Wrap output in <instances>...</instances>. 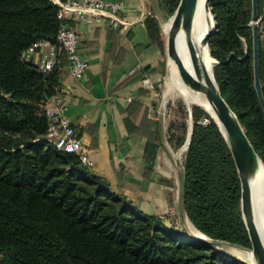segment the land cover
I'll return each mask as SVG.
<instances>
[{"label": "trees", "instance_id": "1", "mask_svg": "<svg viewBox=\"0 0 264 264\" xmlns=\"http://www.w3.org/2000/svg\"><path fill=\"white\" fill-rule=\"evenodd\" d=\"M178 0H162L173 14ZM215 31L208 40L213 75L264 163V110L254 86L252 0H210ZM54 0H0V264H246L136 213L75 154L44 140L43 105L61 83L21 52L55 42ZM167 11V12H168ZM258 69L264 98V0H257ZM159 40V26L148 19ZM151 144L147 145V147ZM148 150V148H147ZM241 183L214 121L193 124L184 162L182 203L209 238L251 249L240 208ZM193 240V239H192Z\"/></svg>", "mask_w": 264, "mask_h": 264}, {"label": "crops", "instance_id": "2", "mask_svg": "<svg viewBox=\"0 0 264 264\" xmlns=\"http://www.w3.org/2000/svg\"><path fill=\"white\" fill-rule=\"evenodd\" d=\"M123 1L124 25L69 21L80 36L78 49L88 68L76 79L66 55L62 59L66 114L87 151L90 173L139 212L164 224L178 223L179 177L165 146V120L156 95L164 77L163 12L157 0ZM149 18L157 21L159 40ZM147 76L155 90L143 86Z\"/></svg>", "mask_w": 264, "mask_h": 264}, {"label": "built area", "instance_id": "3", "mask_svg": "<svg viewBox=\"0 0 264 264\" xmlns=\"http://www.w3.org/2000/svg\"><path fill=\"white\" fill-rule=\"evenodd\" d=\"M58 5L59 27L55 42L40 39L21 52V59L32 61L43 74L50 73L59 63L63 54L68 61L72 77L82 78L88 68L87 60L79 52L80 36L69 25V21L83 23H105L109 26L124 25L122 16L125 9L123 0H54ZM144 87L155 90L154 82L147 76L142 79ZM65 88L61 85L43 105L48 118V128L44 140L53 148L64 153L75 154L86 166L90 160L81 140L76 138L75 130L68 118L64 98ZM158 95V92L156 93Z\"/></svg>", "mask_w": 264, "mask_h": 264}, {"label": "water", "instance_id": "4", "mask_svg": "<svg viewBox=\"0 0 264 264\" xmlns=\"http://www.w3.org/2000/svg\"><path fill=\"white\" fill-rule=\"evenodd\" d=\"M209 1L210 0H207L208 8ZM196 3L197 0H180L178 7L171 16L167 30L168 57H175L180 76L188 85H190L194 89L203 90L205 97L212 108L213 116L217 126L218 123L222 126V135L228 143L241 183L240 208L242 218L248 230L249 238L251 241V251L255 259V264H264V241L259 235L258 230L253 221L250 174L247 166V161L249 160L255 163L262 162V160L255 151L251 141L249 140L246 134L245 128L241 124L236 113L233 111V109L222 96L213 73L211 80L208 78L205 67L199 58L198 50L195 47L191 34ZM258 21L259 17L257 13V0H252V21L250 24L253 28L252 46L254 86L257 91L260 104L264 110V98L262 94L258 69ZM214 30L215 23H213L212 30L206 34L205 42H208ZM180 31H184L187 36V42L191 50L194 63L197 66L198 71L201 73V75L198 74V78H195V76H193L188 71V69L184 66L181 58L177 53L176 37ZM216 62L217 60L214 58V63ZM202 77L206 80V82H203L201 80ZM198 241L205 242L210 245H213L214 243H219L217 241L208 242L203 239H198Z\"/></svg>", "mask_w": 264, "mask_h": 264}, {"label": "rangeland", "instance_id": "5", "mask_svg": "<svg viewBox=\"0 0 264 264\" xmlns=\"http://www.w3.org/2000/svg\"><path fill=\"white\" fill-rule=\"evenodd\" d=\"M157 1H158L157 5L159 9L163 12V14H161V23H162V28H163V34H162L163 44L162 45H163V52H164V77L162 78L160 85L156 87L157 92L159 91L157 103L158 105L161 106L162 117L165 120L164 121L165 122V125H164L165 146L168 149V153L170 154L172 161H173L174 169L177 170L176 172L179 177L178 194L175 193V195L176 194L178 195L179 202H180V212H181L180 218L179 217L176 218L180 220V222L178 223L176 221L174 222L171 221L170 223L164 224L162 219L161 218L159 219L165 225V227L175 229L180 232H184L190 237H192L193 240L190 239V241H196L198 239L209 241V238L205 235H204L205 236L204 238L197 237L196 236L197 234L193 232V229L188 223V217L184 211L183 203H182V184L184 180L185 156H186V152L189 146L193 124L197 122V123L204 125V124L209 123V121L211 120L214 121V123L216 122H215V119L212 113H210L209 111H206L203 107H201L198 104H195L194 102L187 103L185 100H183V98L180 95H178L177 88L173 85L169 76L167 79V75H168L167 62H168L169 57L167 53V29L166 27L168 26V22L173 14L169 13L167 8L164 6V3L162 2V0H157ZM179 3H180V0L177 1L175 10L178 7ZM209 9L211 11L210 1H209ZM211 14L213 16L212 11H211ZM213 19H214V16H213ZM214 23H215V19H214ZM214 65L215 63L213 62L212 67H214ZM240 201H241V198H240ZM130 206L131 208L134 207L137 210V208L134 205L131 204ZM136 213L139 215L143 214L139 212L138 210L136 211ZM165 219L166 218H164V220ZM201 243H204L210 246L211 248H213V250L221 251V252L226 253L227 255H230L231 257H235L246 264H254L253 257L251 254V249L239 247L236 245H231L226 242L214 243L213 245H210L205 242H201Z\"/></svg>", "mask_w": 264, "mask_h": 264}, {"label": "bare ground", "instance_id": "6", "mask_svg": "<svg viewBox=\"0 0 264 264\" xmlns=\"http://www.w3.org/2000/svg\"><path fill=\"white\" fill-rule=\"evenodd\" d=\"M213 23V16L210 9L207 7V0H197L191 34L195 47L198 50L199 58L205 67L208 78L211 80L214 58L209 52L208 42H205V36L209 31L212 30ZM168 26L166 27L167 30ZM176 49L184 66L193 76H195V78H198V74L201 75V73L198 71L197 66L194 63L191 50L187 42V36L184 31H180L176 37ZM167 66L168 76L171 79L173 85L177 88L178 95H180L187 103L194 102L195 104L203 107L206 111H209L213 114L212 108L208 100L206 99L203 90L192 88L182 79L175 57L168 58ZM201 80L203 82H206L203 77ZM218 127L222 133L223 129L221 124L218 123ZM247 166L250 174L253 221L259 235L264 241V165L262 162L255 163L249 160L247 161ZM191 227L193 231L200 236V238L205 237L202 233L195 229L192 224ZM251 254L255 264V259L252 251Z\"/></svg>", "mask_w": 264, "mask_h": 264}]
</instances>
